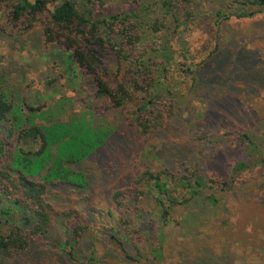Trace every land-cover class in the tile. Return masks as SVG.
<instances>
[{
	"label": "trees",
	"instance_id": "trees-1",
	"mask_svg": "<svg viewBox=\"0 0 264 264\" xmlns=\"http://www.w3.org/2000/svg\"><path fill=\"white\" fill-rule=\"evenodd\" d=\"M206 1L213 2L0 0L13 27L42 24L45 41L88 76L105 108L124 117L116 125L94 111L68 117L63 107L11 92L0 78V264H37L47 255L60 264H165V229L178 207L213 209L241 175L264 170V138L256 127L236 125L245 115L234 104L235 64L227 57L235 52L221 53L216 34L214 50L196 61L183 36L202 19L219 33L232 16L261 12L264 0L231 1L240 5L237 15L230 3L211 11ZM218 52L213 65L210 53ZM194 101L206 104L203 113ZM186 112L184 131L194 135L186 154L179 152L173 168L130 172L112 193L108 219L49 201L54 189L88 194L117 181L132 167L135 134L182 123ZM212 130L219 132L214 146ZM231 152L237 155L224 160ZM200 254L216 264L209 251Z\"/></svg>",
	"mask_w": 264,
	"mask_h": 264
},
{
	"label": "rangeland",
	"instance_id": "rangeland-1",
	"mask_svg": "<svg viewBox=\"0 0 264 264\" xmlns=\"http://www.w3.org/2000/svg\"><path fill=\"white\" fill-rule=\"evenodd\" d=\"M117 1L107 0L109 3ZM231 1H206L203 8L208 7L212 11L218 7V3L226 6ZM11 3L5 2L4 5L10 6ZM8 6L0 7V78L4 79L11 92L32 99L37 96L46 105L63 107L68 117H79L82 113L94 111L103 122L111 125L121 123L124 118L122 111L105 108L102 100L94 96L88 76L81 73L75 63H69L65 53L45 41L44 26L38 24L27 32L21 29L23 23L13 27L7 18ZM238 6L236 3L231 4L229 13L237 15L238 11H235ZM187 26L183 32L185 44L196 61L207 58L209 52L214 50L216 34L221 41V53L235 52L227 57L235 64L233 75L237 78L234 84L238 91L235 92L239 94L234 104L238 105L237 113L245 115L244 121L236 125L246 130L256 127L257 134L264 138V8L253 17L232 16L222 24L219 33L203 19ZM237 49L245 53L236 52ZM211 53L209 62L215 65L214 57L220 52ZM254 80L257 82L254 86L248 85ZM190 82L188 79L185 83L190 85ZM205 105L201 101L193 103V107L202 113ZM193 111L197 110L190 108V112ZM91 115L87 114L89 117ZM197 115L195 112L193 116L199 117ZM183 117H188V120L182 123L171 121L164 128L153 130L146 136L135 134L132 167L117 181L98 186L88 194L54 189L49 201L57 210L74 209L88 217L92 209L99 213V221L108 219L106 214L114 207L112 193L124 186L130 172L137 169L141 171L150 164L154 168L166 164L173 168L174 158L179 152L186 154L190 147L188 139L194 138V135L188 130L184 131V127L191 122L189 113L186 112ZM218 133L216 130L207 133L213 146ZM235 155V152L225 154L224 160ZM219 196L222 199L213 209L178 207L165 229V264H188L205 251L214 256L216 264H264V170L241 175L227 195ZM50 256L43 257L37 264H60ZM199 259L198 264L207 261L205 257Z\"/></svg>",
	"mask_w": 264,
	"mask_h": 264
}]
</instances>
